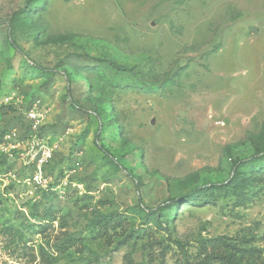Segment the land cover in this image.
I'll list each match as a JSON object with an SVG mask.
<instances>
[{"label":"rangeland","instance_id":"1","mask_svg":"<svg viewBox=\"0 0 264 264\" xmlns=\"http://www.w3.org/2000/svg\"><path fill=\"white\" fill-rule=\"evenodd\" d=\"M263 152L264 0H0V264L264 263V180L195 192Z\"/></svg>","mask_w":264,"mask_h":264},{"label":"trees","instance_id":"2","mask_svg":"<svg viewBox=\"0 0 264 264\" xmlns=\"http://www.w3.org/2000/svg\"><path fill=\"white\" fill-rule=\"evenodd\" d=\"M40 1V0H37ZM39 2H37L38 4ZM15 45L14 42H12ZM264 180V152L255 154L246 160H240L233 170L232 177L228 183L203 186L195 190L197 194L207 199V191L211 188H220L223 190L234 191L236 197H246V189H251L252 184H257ZM254 187V186H253ZM50 189H44L43 192H49ZM53 192V191H51ZM248 193V192H247ZM167 204H160L154 212H160ZM173 204H170L172 206ZM153 213V212H152ZM208 247V248H207ZM207 256L224 264H252L259 258L261 250L255 246H237L232 242L225 240L222 236L211 238L204 245ZM261 264H264L261 262Z\"/></svg>","mask_w":264,"mask_h":264},{"label":"built area","instance_id":"3","mask_svg":"<svg viewBox=\"0 0 264 264\" xmlns=\"http://www.w3.org/2000/svg\"><path fill=\"white\" fill-rule=\"evenodd\" d=\"M29 117L34 119L36 113L31 111L28 113ZM54 146L47 143H42L37 139H32L28 143L27 154L30 156V163L33 167L32 173L26 177V182L32 183L42 189H52L50 185L53 181L49 177L45 176V168L54 156ZM4 178L0 174V181Z\"/></svg>","mask_w":264,"mask_h":264},{"label":"water","instance_id":"4","mask_svg":"<svg viewBox=\"0 0 264 264\" xmlns=\"http://www.w3.org/2000/svg\"><path fill=\"white\" fill-rule=\"evenodd\" d=\"M153 122H154V120L152 119V120H151V123H153Z\"/></svg>","mask_w":264,"mask_h":264}]
</instances>
